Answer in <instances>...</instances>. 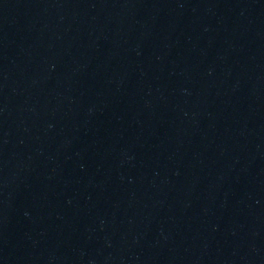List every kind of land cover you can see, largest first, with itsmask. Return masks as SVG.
Returning <instances> with one entry per match:
<instances>
[{
    "label": "water",
    "instance_id": "1",
    "mask_svg": "<svg viewBox=\"0 0 264 264\" xmlns=\"http://www.w3.org/2000/svg\"><path fill=\"white\" fill-rule=\"evenodd\" d=\"M0 264H264V0H0Z\"/></svg>",
    "mask_w": 264,
    "mask_h": 264
}]
</instances>
